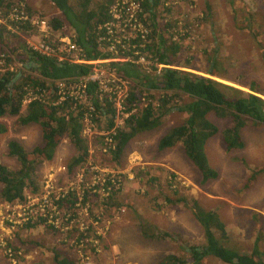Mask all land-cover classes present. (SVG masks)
Segmentation results:
<instances>
[{
  "label": "rangeland",
  "instance_id": "374dc122",
  "mask_svg": "<svg viewBox=\"0 0 264 264\" xmlns=\"http://www.w3.org/2000/svg\"><path fill=\"white\" fill-rule=\"evenodd\" d=\"M16 2H22L30 15L46 19L51 28L48 18L61 15L50 0H14L13 4ZM116 2L120 7L116 6ZM133 2L141 4L142 0H112L108 5L109 21L115 18L112 17L113 10L119 12V22L126 23L129 14L135 13L131 9ZM13 4L3 6V13L2 9L0 11V48H4L0 54L4 59L10 55V60L2 65V71L7 70L5 67L10 63L17 68H14L16 72L26 74L32 72L25 66L29 43L36 42L39 32L30 30L28 26H17L8 18ZM164 4L171 7L170 12L165 14L166 18L176 21L179 26L175 40L180 45V57L173 67L204 75L243 91L252 92L249 88H253L264 99V0H165ZM141 16L147 19L146 25ZM149 16L141 5L136 18L143 23V29H124L120 25L114 27L111 35L104 33L101 36L104 44L100 48L109 52L108 57L112 59L107 64L102 63L106 75L114 72L119 75L111 63L120 62L115 57L122 54L143 55L152 61L151 55L141 54L138 49L144 43H136L140 39L145 43L151 40L147 37L151 31ZM247 16L251 17V24H246L244 18ZM157 20H161L160 15ZM107 22L99 25L98 29L104 28ZM58 29L62 33H75L70 26H66L64 31L63 27ZM111 41L114 44L109 49ZM213 60L216 61L214 67L219 76L207 73ZM187 61L186 66L191 68L182 67ZM135 64L145 69L142 62ZM150 68L151 65L146 70ZM78 80L72 82L71 87L78 85ZM43 89L39 87L38 94H43L44 99L57 94V91H51L49 95L48 90L43 92ZM151 92L154 97L142 96L139 107L149 104L158 106L162 93ZM70 99L72 109L77 110L82 102L74 97ZM181 99L189 101L190 97L183 93ZM112 104L115 106V103ZM124 104L126 99L122 106ZM90 115L95 121L87 119L81 132L87 141L84 161L75 167L74 172H68V163L76 155V149L70 139L64 137L54 158L36 165L32 178L38 190L32 191L28 187L25 192L26 198L43 197L46 193L41 185L46 180H51L55 188H75L76 173L84 168L90 186L86 196L76 198V206L72 210L59 209L58 221L48 224L47 221L39 222L44 216L37 210L28 214V219L22 220L17 215V208L13 222L9 221L7 214L12 207L16 203L23 204L25 200L9 203L2 201L0 195V264H52L53 248L71 254L76 264H155L168 254L185 257L188 256V246H199L205 242L202 229L193 215V200L207 209L216 208L227 227V246L248 253L257 243L264 256V171L256 175L251 186L245 187L250 167L264 166V125L249 122L242 129L244 147L228 149L221 140V131L230 124V120L209 113L208 119L218 125L219 132L207 141L205 151L210 164L218 171V177L204 182L185 156L181 142L164 150L157 148L159 137L170 126L182 123L187 116L185 111L174 107L165 114L159 126L135 135L119 154L113 150L116 140L110 141L108 120L103 118L104 115L95 113L94 109L90 110ZM0 120L7 125V131L0 134V163L9 169H17L19 162L8 153V141L16 139L30 150L40 141L41 128L36 123L17 125L15 115H4ZM92 166H97L99 171H92ZM111 177L118 179L120 184L109 189L107 194L102 189L105 185L103 179ZM70 182L74 183L68 185ZM2 186L0 183V193ZM171 190L185 196L188 205L185 202L175 205L166 203L164 196ZM109 195L117 202L112 207L105 203ZM140 216L155 224L157 230L174 236L160 240L143 237L139 228ZM27 221L37 224L27 228ZM202 262L229 264L212 255L205 256Z\"/></svg>",
  "mask_w": 264,
  "mask_h": 264
},
{
  "label": "trees",
  "instance_id": "16d2710c",
  "mask_svg": "<svg viewBox=\"0 0 264 264\" xmlns=\"http://www.w3.org/2000/svg\"><path fill=\"white\" fill-rule=\"evenodd\" d=\"M50 1L61 13V15H53L50 19L48 18L55 30L63 27L64 31L66 26L73 28L77 44L83 47L88 59L108 57L109 52L102 51L100 48L104 44L100 38L104 35L105 28L99 30L98 26L110 20L108 5L112 0H94L92 2L91 0ZM164 1L142 0L143 10L150 14L148 17L150 23L147 26L151 27V31L147 37L151 40L145 43L140 39L136 43L138 45L144 43V46H140L138 49L141 54L151 55L153 62L175 64L180 57V45L173 35L179 26L174 20H165V14L170 12L171 7L166 6ZM13 3L14 0H0L2 13L6 6ZM3 6L4 8H2ZM159 15L161 20H157ZM140 19L145 25L147 24L146 18L141 16ZM244 19L246 24H251L250 16ZM254 38L256 41V37ZM0 52H4V48H0ZM28 54L27 63L32 72L24 74L21 71H0V117L15 115L17 116V125L36 123L41 128L40 141L30 150L26 149L16 139L8 141V153L19 162L17 169H9L0 163V183L3 185L0 195L2 201L9 203L23 202L28 187L32 191L38 190L37 183L32 178L36 165L42 161L53 159L56 149L64 137H68L76 149V155L67 166L68 172H73L75 167L87 156V141L85 142L81 134L84 127L83 119L89 117V121H95L85 105L81 104L77 110H73L72 101L66 93H62L63 90L58 92V95L63 98L59 104H53L58 99V95L53 94L52 97L45 99L47 101L38 98L31 99L26 103L23 110L25 97L28 94H38L40 92L39 87L44 88L43 92L48 90V94L51 95V91H57L56 81H67L66 84L68 85L87 75L91 68V65L86 64H75L69 61L59 62L52 57L32 50L27 52ZM5 59L9 61L10 55H7ZM214 63H216L215 60L212 61V67L207 73L219 76ZM111 65L117 68L124 79L130 81L131 86L125 104L128 112L136 107L138 102L142 101V96L145 98L154 97L151 90L162 93L157 107L149 104L131 113L125 119V125L118 129L117 134L113 136L117 142L113 149L116 154L121 153L127 143L138 133L159 126L165 114L177 107V109L185 111L187 116L182 123L170 126L159 137L157 148L164 150L181 142L185 156L198 170L202 180L207 182L217 179L218 171L210 164L205 146L207 141L219 132L218 125L208 119V114L213 113L219 118L230 120V124L221 131V140L228 149L244 147L242 129L249 122L260 126L264 125V99L253 93L257 92L253 88H249L252 92L243 91L204 75L179 68L162 69L161 74L156 75L130 61L115 62ZM186 65H188V61L184 66L191 68ZM153 68L155 69L154 66ZM87 92L91 101L90 106L94 112L101 116L105 115L108 120V127L114 125L113 118L116 109L110 103L107 95L100 91L96 83L92 82L87 84ZM145 92L147 94H144ZM183 93L190 97L189 101L181 99ZM6 131V123L0 120V134ZM114 140L112 139V141ZM241 161L247 165L244 160ZM260 171H264V166L250 167L251 173L247 178L245 187L254 183L255 177ZM68 198L62 201L57 200L59 203L58 210L61 208L74 209L76 194L73 192ZM164 198L168 204L175 205L179 202H185L188 205L186 197L177 190H171V193L165 194ZM105 203L112 207L117 202H114L109 195ZM192 203V207L195 209L193 215L202 229L205 242L199 246H188V256L179 257L175 254H168L155 264H203L202 261L207 255H212L221 262L229 264L234 263V258H237L236 264H264V256L260 253L257 243L254 244L253 250L248 253H242L235 247L227 246L229 234L225 221L220 217L217 210L207 209L199 205L196 200H193ZM142 218L140 216L139 228L143 237L160 240L174 236L169 232L157 230L155 224ZM28 221L25 224L27 228H33L37 224ZM39 222L44 223L45 218L42 217ZM52 264H76V260L62 249L53 248Z\"/></svg>",
  "mask_w": 264,
  "mask_h": 264
},
{
  "label": "built area",
  "instance_id": "2783aa9c",
  "mask_svg": "<svg viewBox=\"0 0 264 264\" xmlns=\"http://www.w3.org/2000/svg\"><path fill=\"white\" fill-rule=\"evenodd\" d=\"M138 1V0H137ZM119 3L116 2V6H118ZM120 7V5H119ZM141 4L139 2H133L131 5V9L135 10L134 14H129L128 21L126 23L121 24L119 22V12L113 11L114 14H112V17L115 16V18L112 21L107 22L104 24L105 33L106 34H112L114 27L122 26L124 29H131V30H141L143 29L144 25L142 22H140L136 18V12L140 11ZM1 11V8H0ZM8 18L17 26L23 27L28 26L30 27V30L36 31V33L39 32L38 37L36 39L35 43H29V46L31 47L32 51L38 52L42 55H48V56H55L58 61H69L71 63H77V64H86L91 65L90 72L81 77L78 80V85L72 87L71 89H68V86L65 82H58L57 83V95L59 90H63L69 97H74L75 99H80L79 102H82V105H86V107L90 110L93 108L90 106V100L88 97L87 92V84L89 82L96 83L98 85V88L100 91L107 95V97L110 100V103H115V106L112 104V106L116 109V114L114 116V125L109 127L110 129V141L112 139L114 140V135L117 134V130L123 127L125 123V119L131 114L137 111V107H134L130 112L126 110L125 106H122L125 99L129 95L130 90V81L127 79H124L120 75H116L114 72L113 74L109 73V75L105 74V67L102 66L104 64H107L111 59V57L107 58H99V59H88L85 55L84 49L81 45L77 44L76 41V35L75 33H62L59 29L57 32H53L55 30L54 28L50 27V24L47 22L46 19L40 18L38 16L30 15L25 11V6L22 2H16V4H13L10 7V10L8 11ZM2 21V20H1ZM0 21V22H1ZM118 23V24H117ZM175 37H178V28L176 29ZM109 49L112 44H114V41L109 42ZM112 47V46H111ZM112 51V50H110ZM137 52V51H136ZM52 53V54H50ZM118 55V54H117ZM116 61L125 62L130 61L132 63H139L142 62L145 69H148L151 65L150 70H146L147 72H152V74H161L162 68H167L168 65L160 64L158 62H153L149 59H146L145 56H129L128 54H122L117 57ZM7 61L4 59L3 54H0V66L6 65ZM157 68H153V66ZM16 67L12 66L10 63L7 64L5 69L9 71H16ZM63 81V80H62ZM103 95L101 94V97ZM38 98L40 100L45 101L43 94H28L26 98L23 100V103L29 102L31 99ZM63 98L58 95V99L53 104H59L60 101H62ZM53 102V101H52ZM121 116L120 118H115L116 116ZM105 119V115L103 116ZM110 118V116H109ZM84 124L87 121V118L84 117ZM91 170L94 172L99 171L97 166H92ZM74 172V171H73ZM77 177V186L75 188H67L65 187H59L55 188L51 180H46L44 182V185H41V187H44V191L46 194H44L43 197L40 196H28L25 198V202L23 204L16 203L12 209L10 210V214H7L8 220L13 222V217L15 213V208H17V215L18 217H21L22 220L28 219V214H30L34 210H39V212L43 211V206L48 204L53 197L55 199H58L61 197H69L73 192L76 194L77 198H84L86 196V193L88 192L89 185L86 181L84 168H81L80 171L76 173ZM104 180V186L103 190L108 194L109 189L115 188L116 186H119L120 182H118V179L115 177L103 179ZM110 182L109 185L107 182ZM74 182H70L68 185L73 184ZM80 191V192H78ZM52 196V197H51ZM48 197V199H47ZM76 206V205H75ZM75 208V207H74ZM51 210L58 213L57 204H52ZM45 213L43 214V216ZM57 220V218H56ZM58 221V220H57ZM55 223V220L53 221ZM8 254L11 255L10 250H8Z\"/></svg>",
  "mask_w": 264,
  "mask_h": 264
},
{
  "label": "flooded vegetation",
  "instance_id": "af4514ba",
  "mask_svg": "<svg viewBox=\"0 0 264 264\" xmlns=\"http://www.w3.org/2000/svg\"><path fill=\"white\" fill-rule=\"evenodd\" d=\"M52 204H58L59 205L57 200L53 198L49 201L48 204L43 206V208H42L43 211H41V215H43L45 213L44 218H45V221L49 222L48 224H52L53 221L56 220L57 215H58L57 212L51 210Z\"/></svg>",
  "mask_w": 264,
  "mask_h": 264
},
{
  "label": "clouds",
  "instance_id": "9594fccd",
  "mask_svg": "<svg viewBox=\"0 0 264 264\" xmlns=\"http://www.w3.org/2000/svg\"><path fill=\"white\" fill-rule=\"evenodd\" d=\"M165 20H169L168 18H166ZM58 30V29H57ZM174 37H175V33H174V35H173ZM174 39H177V38H174ZM32 49H31V47L29 46V48H28V51L27 52H29V51H31ZM34 52V51H33ZM37 53V52H36ZM50 54H52V53H50ZM45 56H47V57H52V58H54V59H56L57 60V58L55 57V56H48V55H45ZM28 57H29V54H28ZM58 61V60H57ZM27 62H28V58H27ZM26 62V64H25V66H27V67H29L28 66V63ZM60 62V61H59ZM71 63V62H70ZM158 63H160V64H165V63H163V62H159L158 61ZM75 64H77V63H75ZM165 65H168L167 66V68H176V67H173L174 65H176V62H175V64H165ZM182 67H185V66H182ZM155 68H157V66H155ZM162 69H166V68H162ZM178 69V68H177ZM180 69V68H179ZM90 70H91V68H90ZM185 70V69H184ZM0 71H2V66H0ZM14 72V71H13ZM162 72V71H161ZM120 75V74H119ZM156 75H158V74H156ZM121 76V75H120ZM122 77V76H121ZM253 93H256V92H253ZM34 95H36V94H34ZM256 95H258L257 93H256ZM259 96V95H258ZM26 98V97H25ZM24 104V103H23ZM26 105V104H25ZM125 105V104H124ZM24 106V105H23ZM23 106H22V108H23ZM125 107H126V105H125ZM136 107H137V111L138 110H140L141 108H143V107H139V105H138V103L136 104ZM54 198V197H53ZM65 198H68V197H59L58 199H56V200H58V201H62L63 199H65ZM55 199V198H54ZM57 207H58V204H57ZM37 211H39L38 209H37Z\"/></svg>",
  "mask_w": 264,
  "mask_h": 264
},
{
  "label": "bare ground",
  "instance_id": "6f19581e",
  "mask_svg": "<svg viewBox=\"0 0 264 264\" xmlns=\"http://www.w3.org/2000/svg\"><path fill=\"white\" fill-rule=\"evenodd\" d=\"M71 84H72V83H69V84L67 85V86H68V89H71V88H72V87H71ZM60 92H61V91H60ZM62 93H65V92H64V91H62ZM87 119H88V120H90V118H89V117H88Z\"/></svg>",
  "mask_w": 264,
  "mask_h": 264
},
{
  "label": "water",
  "instance_id": "95a60500",
  "mask_svg": "<svg viewBox=\"0 0 264 264\" xmlns=\"http://www.w3.org/2000/svg\"><path fill=\"white\" fill-rule=\"evenodd\" d=\"M233 261H234V262H237V258H234Z\"/></svg>",
  "mask_w": 264,
  "mask_h": 264
},
{
  "label": "crops",
  "instance_id": "0c3cea01",
  "mask_svg": "<svg viewBox=\"0 0 264 264\" xmlns=\"http://www.w3.org/2000/svg\"><path fill=\"white\" fill-rule=\"evenodd\" d=\"M213 209H216V208H213ZM218 212V211H217ZM220 215V214H219ZM221 217V216H220ZM222 218V217H221ZM227 228V227H226ZM228 232V231H227Z\"/></svg>",
  "mask_w": 264,
  "mask_h": 264
}]
</instances>
